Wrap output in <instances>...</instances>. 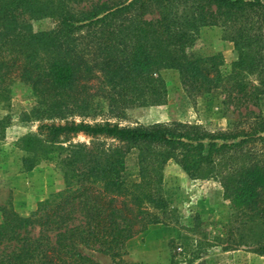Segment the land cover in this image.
<instances>
[{"label":"trees","instance_id":"1","mask_svg":"<svg viewBox=\"0 0 264 264\" xmlns=\"http://www.w3.org/2000/svg\"><path fill=\"white\" fill-rule=\"evenodd\" d=\"M43 17H54L55 28L34 33L31 21ZM213 27L233 45L229 64L220 54L189 57L199 31ZM160 70L177 72L190 98L221 93L224 105L245 108L252 121L216 132L182 123L41 124L21 142L32 157L23 163L32 170L42 158L59 159L64 189L28 216L1 211L0 264H98L86 252L113 260L148 227L167 223L168 161L191 180L218 179L236 216L257 223L252 253L264 257V160L256 149L264 150V119L248 110L264 96V0H0V99L18 80L48 109L81 116L99 95L115 111L157 106L166 98ZM100 78L110 90L91 92ZM78 134L90 145L73 143ZM133 150L137 179L128 181Z\"/></svg>","mask_w":264,"mask_h":264},{"label":"rangeland","instance_id":"2","mask_svg":"<svg viewBox=\"0 0 264 264\" xmlns=\"http://www.w3.org/2000/svg\"><path fill=\"white\" fill-rule=\"evenodd\" d=\"M65 6L70 5L66 3ZM55 26L54 17L31 21L34 33L49 32ZM80 44L78 49L85 45ZM188 54L190 58L220 54L226 64L236 59L233 45L222 39V31L218 27L201 29ZM156 74L166 84L164 104L135 105L124 111H115L99 95L93 98L92 111L82 116L71 107L48 109L32 95L27 85L13 81L6 95L0 99V220L3 209L28 216L35 211L39 202L64 189L59 159L42 158L32 170H28L32 163H23L24 158L31 160L32 157L23 151L21 142L36 135L41 124L83 122L90 125L109 123L120 127H147L182 123L216 132L230 131L239 123L246 128L253 119L245 108L224 105L221 93L190 98L180 84L178 73L173 70H160ZM110 88L111 85L100 78L93 82L91 92L100 94ZM248 110L264 119V96L257 107L249 106ZM91 141L83 134L72 138L76 144L90 145ZM100 143L105 149L112 148V141L100 140ZM256 149L259 150V160H264V150H260V145ZM136 158L135 150L126 158L128 181L137 179ZM162 189L169 205L166 224L148 227L128 241L113 260L100 253H86L98 264H264V257L252 253L258 237L255 234L259 229L254 225L257 223H247V217L236 216V210L224 198L218 179L191 180L175 162L168 161L163 169ZM196 216L199 217L197 220ZM198 250L199 255L196 254Z\"/></svg>","mask_w":264,"mask_h":264}]
</instances>
